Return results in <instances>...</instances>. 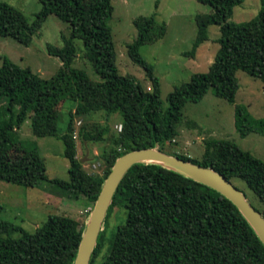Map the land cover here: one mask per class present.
Segmentation results:
<instances>
[{"label":"trees","instance_id":"1","mask_svg":"<svg viewBox=\"0 0 264 264\" xmlns=\"http://www.w3.org/2000/svg\"><path fill=\"white\" fill-rule=\"evenodd\" d=\"M197 1L212 8L213 13L196 18L198 37L187 56L194 57L208 41L211 26L220 30L219 51L206 74L193 75L169 94L166 110L160 99V80L140 55L141 47L157 43L166 35V24L157 23L155 15L134 20L137 37L127 46L130 60L143 69L151 84V89L145 90L135 78L120 75L115 65L109 27L114 10L111 0H38L41 10L31 24L20 11L0 2V38L29 46L51 15L70 26V37L62 36V47L47 46L48 54L62 64L49 80L2 59L0 181L26 189L51 182L63 195L81 196L94 205L119 157L134 150L158 147L162 151L163 146L174 142L187 103H199L212 90L215 97L235 104L237 72L264 83V3L253 20L236 24L230 21L233 9L245 0ZM75 41L82 42L84 59L100 82L72 67L77 58ZM3 99L6 104L1 111ZM64 104L70 108L64 128L58 127L57 139L64 146L70 180L49 181L37 148L26 147L16 132L30 119L33 136L42 138L49 114ZM4 113L8 117L3 118ZM96 113L120 115L122 119V129L112 138L106 154L102 177L84 172L76 157L73 135L75 117ZM235 127L242 138L251 133L264 136V120L252 119L240 105H235ZM107 131L103 128L92 134L80 129L79 135L85 143L99 142ZM204 146L201 160L175 156L211 168L233 184L242 182L264 207V161L231 140L209 139ZM115 207L125 208L126 219L116 229L101 264H264L263 244L233 203L209 187L149 163L134 165L119 185L89 264H98L105 226ZM2 210L0 206V264L74 263L85 225L69 217L50 215L34 233H28L2 220Z\"/></svg>","mask_w":264,"mask_h":264},{"label":"rangeland","instance_id":"2","mask_svg":"<svg viewBox=\"0 0 264 264\" xmlns=\"http://www.w3.org/2000/svg\"><path fill=\"white\" fill-rule=\"evenodd\" d=\"M20 11L31 24L35 15L41 10L38 0H0ZM113 15L109 21L115 51V65L122 76H131L145 90L151 84L142 68L129 58L127 46L137 37L134 20L139 17L156 16L159 24L167 26L166 35L154 44L141 47L140 55L154 68V74L160 80V99L164 110L169 106L168 96L176 87L186 84L195 74H206L215 61L219 51L220 30L216 26L208 29V41L195 53L187 56L194 48L198 37L196 18L213 13L212 8L197 0H111ZM264 0H245L233 9L230 21L236 24L247 23L257 17ZM62 36L70 37V26L55 16H48L39 32L33 36L29 46L19 44L11 38H0V66L2 59L7 58L22 69H30L43 80L51 79L62 64L56 57L47 52V46L62 47ZM77 58L72 64L75 69L85 71L94 82L100 78L91 64L84 59L85 49L82 42L75 41ZM239 89L235 104L219 99L210 90L199 103H187L183 109L182 121L177 126L179 136L171 144L163 146L162 151L171 156L183 155L190 159L201 160L209 139L231 140L242 150L264 161V136L251 133L242 138L235 127V105L242 106L247 115L254 120H264V83L244 72H237ZM6 101H1V111ZM69 105L64 104L53 110L45 124V135L36 138L31 132V120L27 119L17 130V135L28 148H37L44 161L46 176L49 181L58 179L70 180L69 162L64 158L63 143L57 139L58 127L62 130L67 121ZM8 117L7 113L3 118ZM120 115L107 117L96 113L75 117L73 135L76 145V157L82 162L84 172L102 177L106 171V154L111 148L112 138L119 131ZM107 128L103 141L83 142L79 131L84 129L95 134ZM159 150V148L157 147ZM243 191L249 203L264 212L257 198L246 189L240 181H234ZM0 206L3 210L1 219L12 222L28 233H34L50 215L65 216L74 219L79 225H86L94 207L84 197L63 195L62 191L51 182H41L37 188L26 189L0 181ZM264 214V213H263ZM126 219L124 207H115L107 220L104 236V249L98 258L103 262L113 241L116 229ZM104 229V227H103ZM17 237V235L15 236Z\"/></svg>","mask_w":264,"mask_h":264},{"label":"water","instance_id":"3","mask_svg":"<svg viewBox=\"0 0 264 264\" xmlns=\"http://www.w3.org/2000/svg\"><path fill=\"white\" fill-rule=\"evenodd\" d=\"M148 163L174 171L224 196L235 205L264 246V215L249 203L243 191L211 168L168 155L157 148H151L130 151L115 161L85 225L73 264L90 263L119 185L134 165Z\"/></svg>","mask_w":264,"mask_h":264},{"label":"built area","instance_id":"4","mask_svg":"<svg viewBox=\"0 0 264 264\" xmlns=\"http://www.w3.org/2000/svg\"><path fill=\"white\" fill-rule=\"evenodd\" d=\"M116 129H117V131H119V132H120V131H121V129H122L121 125L117 126V127H116Z\"/></svg>","mask_w":264,"mask_h":264}]
</instances>
